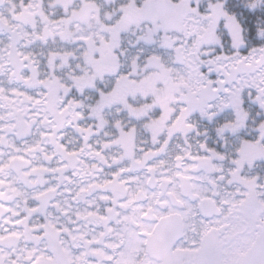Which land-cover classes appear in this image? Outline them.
Segmentation results:
<instances>
[{"label": "snow or ice", "instance_id": "obj_1", "mask_svg": "<svg viewBox=\"0 0 264 264\" xmlns=\"http://www.w3.org/2000/svg\"><path fill=\"white\" fill-rule=\"evenodd\" d=\"M0 264H264V0H0Z\"/></svg>", "mask_w": 264, "mask_h": 264}]
</instances>
